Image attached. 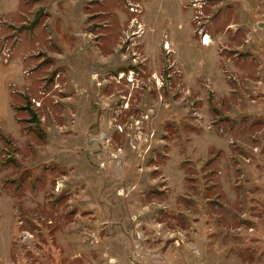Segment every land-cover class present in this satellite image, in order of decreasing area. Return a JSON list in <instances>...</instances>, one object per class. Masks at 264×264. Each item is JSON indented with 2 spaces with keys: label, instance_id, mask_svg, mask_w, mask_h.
Segmentation results:
<instances>
[{
  "label": "rangeland",
  "instance_id": "rangeland-1",
  "mask_svg": "<svg viewBox=\"0 0 264 264\" xmlns=\"http://www.w3.org/2000/svg\"><path fill=\"white\" fill-rule=\"evenodd\" d=\"M0 55V264H264V0H0Z\"/></svg>",
  "mask_w": 264,
  "mask_h": 264
},
{
  "label": "built area",
  "instance_id": "built-area-1",
  "mask_svg": "<svg viewBox=\"0 0 264 264\" xmlns=\"http://www.w3.org/2000/svg\"><path fill=\"white\" fill-rule=\"evenodd\" d=\"M206 37H207V35H204V39H202L203 42H205Z\"/></svg>",
  "mask_w": 264,
  "mask_h": 264
},
{
  "label": "crops",
  "instance_id": "crops-1",
  "mask_svg": "<svg viewBox=\"0 0 264 264\" xmlns=\"http://www.w3.org/2000/svg\"><path fill=\"white\" fill-rule=\"evenodd\" d=\"M1 56V55H0ZM0 68H2V64H1V62H0Z\"/></svg>",
  "mask_w": 264,
  "mask_h": 264
},
{
  "label": "bare ground",
  "instance_id": "bare-ground-1",
  "mask_svg": "<svg viewBox=\"0 0 264 264\" xmlns=\"http://www.w3.org/2000/svg\"><path fill=\"white\" fill-rule=\"evenodd\" d=\"M206 40H210L209 37ZM170 47V46H169Z\"/></svg>",
  "mask_w": 264,
  "mask_h": 264
}]
</instances>
